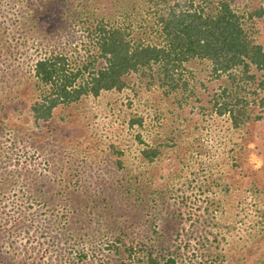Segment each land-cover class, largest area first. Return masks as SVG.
Returning a JSON list of instances; mask_svg holds the SVG:
<instances>
[{
	"label": "rangeland",
	"instance_id": "obj_1",
	"mask_svg": "<svg viewBox=\"0 0 264 264\" xmlns=\"http://www.w3.org/2000/svg\"><path fill=\"white\" fill-rule=\"evenodd\" d=\"M234 2L244 13L264 9V0ZM155 8L0 0V264H151L149 252L161 264L169 254L176 264H264V118L246 132L214 113L227 78L212 77L209 61L187 62V89L166 95L130 74L121 91L35 121L31 106L49 93L36 75L40 58L87 64L101 21L158 41ZM251 23L264 45V15ZM147 146H160L154 163L141 153ZM232 147L252 151V176L229 170Z\"/></svg>",
	"mask_w": 264,
	"mask_h": 264
},
{
	"label": "trees",
	"instance_id": "obj_2",
	"mask_svg": "<svg viewBox=\"0 0 264 264\" xmlns=\"http://www.w3.org/2000/svg\"><path fill=\"white\" fill-rule=\"evenodd\" d=\"M147 1L156 5L152 28L162 39L151 42L142 36L134 38L127 27L101 21L95 28L98 54L87 64L73 68L62 53L37 61L36 75L49 93L31 106L35 121H49L57 107L71 105L84 96L110 89L121 91L128 85L130 74L150 88L157 84L166 95L179 87L187 89L186 64L200 59L211 63L212 77L227 78L214 91V113L228 114L233 129L249 132L264 118V45L251 34L249 26L250 21L253 24L264 15V9L256 7L244 13L235 6V0ZM252 86L254 93L249 92ZM135 121L141 124L142 118ZM139 139L144 142L141 135ZM159 148L147 146L141 153L154 163L160 156ZM233 148L229 170L248 171L252 176L254 167H248L252 151L246 154ZM171 161L180 163L177 158ZM148 257L151 264L162 263L152 252ZM176 262L173 254L165 258V264Z\"/></svg>",
	"mask_w": 264,
	"mask_h": 264
}]
</instances>
